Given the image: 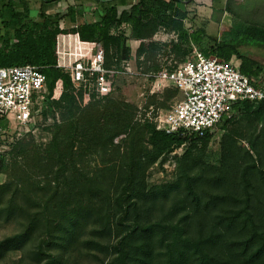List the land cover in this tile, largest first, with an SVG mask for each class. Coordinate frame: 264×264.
<instances>
[{"label": "rangeland", "instance_id": "1", "mask_svg": "<svg viewBox=\"0 0 264 264\" xmlns=\"http://www.w3.org/2000/svg\"><path fill=\"white\" fill-rule=\"evenodd\" d=\"M252 19L264 21V16ZM74 23L81 25L79 29L82 31L64 25V33L54 38L53 50L60 53L75 51V46L82 41L79 45L86 52L93 42L111 32L101 24L95 12L91 15L84 12ZM91 24L95 26L90 27ZM113 31L126 33L122 28ZM174 38L173 33L155 36L152 39L153 48H147L148 54L154 55L163 66L173 65L174 61L180 60L170 55V41ZM129 46L133 50L131 43ZM249 51L264 66V49L251 48ZM140 60L133 59L130 62L131 73L122 74L116 79L111 98L132 105V123L131 128L115 136L107 149H98L95 153L87 149L83 154L74 155L73 160L65 157L63 161L58 160L57 154L45 153V146L50 141L49 130L45 127L62 119V111L57 108L48 111L46 121L31 135H14L8 137L6 142H0V154H4V165L0 171V240L22 232L32 218H39L42 222L41 228L22 248L9 250L0 259V264H46L47 257L51 255L58 257L59 264H110L116 261L121 249L120 240L133 227V216L124 218L119 207L129 191L127 179L133 168L139 174L143 171L141 173L146 183L148 198L143 203L146 208L143 219L166 226L157 228L154 235L153 264H166L169 236L162 235L171 232L172 236L195 237L221 230L214 226L216 216L243 205L242 170L246 169L251 183V200L264 204V118L258 122L256 118L236 117L225 129L218 126L214 135L207 142H199L187 157L183 154L189 144H184L160 156L152 164H148L145 158L142 166L130 168L132 151L150 149L143 124L151 122L155 126L153 118L182 98V93L170 83L153 86L151 80L141 73L143 66ZM255 80L264 87V73ZM60 88V83L55 81L52 89L54 98L59 96ZM77 101L88 113L103 105L80 95ZM248 138L253 140L255 149L249 150ZM229 146L236 149L234 157L231 153L227 155ZM244 150H249L250 156H246ZM86 176L92 179L95 185L91 187L93 190L87 178H84ZM66 178L68 184L65 183ZM80 179L83 185L76 190L74 187ZM187 183L197 194V208L187 193ZM213 195H229L230 198L216 206H206ZM92 204L97 206L92 207ZM75 205L91 209L84 217L83 228L71 238V244L61 246L62 241L57 238L59 232H48L45 224L51 222L56 208L66 206L72 209ZM6 210L11 213H6ZM108 216L117 224L113 231L105 234L92 232ZM224 235H228V239L236 237L234 233ZM87 242L90 243L83 244ZM217 250L219 252V247Z\"/></svg>", "mask_w": 264, "mask_h": 264}, {"label": "trees", "instance_id": "2", "mask_svg": "<svg viewBox=\"0 0 264 264\" xmlns=\"http://www.w3.org/2000/svg\"><path fill=\"white\" fill-rule=\"evenodd\" d=\"M50 1L55 0H40V3ZM192 1L136 0L119 11L111 0H103L97 12L100 21L105 23L108 29H118L123 24H127L130 28L129 35L123 32L107 33L101 39L105 67L120 69L125 61L141 59L142 74L157 73L163 64L157 61L154 55H149L147 48L150 46L151 49L153 48L152 37L158 31H163L175 35V39L170 41V55L184 59L193 42L206 55H214L222 59L234 58L239 62V70L247 75L252 83L257 84L255 79L262 72L263 65L242 51V48L264 49V21L252 18L242 19L240 17L242 14L237 12L235 15L239 21L232 38L216 41L206 33L203 27L190 31V27L186 26L185 21L188 19L186 5ZM226 9L231 11L230 5L227 4ZM83 14L84 9L81 5L69 6L65 11L54 14L39 10L35 17L31 15L28 8L16 10L11 0H5L0 7V28L4 30V32L0 30V66L23 65L31 62L49 66L43 71L48 77L51 95L44 100L41 119L36 129L46 121L49 110L57 108L62 111V119L59 122H53L45 127L47 131L49 130L50 141L44 151L49 155L57 154L59 161H63L65 157L73 160L74 155L83 154L87 149L90 153H95L98 149H107L115 136L131 128L132 123V105L113 100L109 96L89 100L95 104L103 103L93 113H88L85 108H81L77 101L80 94H76L69 75L54 66L57 55L53 51L51 38L60 32L61 22L64 20L76 22ZM130 38L140 40L135 50H132L127 42ZM204 39L208 42L205 45L202 44ZM146 41H149L148 44ZM149 80H151L150 77ZM55 81L60 83L62 89L60 88L57 98H52ZM56 93H58L57 90ZM230 112L231 116L222 119L218 125L222 129H225L227 124L236 117L256 118L260 122L264 118V100H239L231 104ZM143 129L148 134L150 149L132 151L130 168L142 166L145 158L148 159V164H152L160 156L184 144H189L183 154L187 157L199 142H207L215 133V131H209L202 136L167 133L157 130L151 122H145ZM31 134L32 132H29L24 135ZM232 143H235L233 139ZM247 143L249 150L255 149L252 139L248 138ZM229 148L227 155L231 153L234 157L236 149L231 146ZM249 150H244L246 156H250ZM223 151L226 156V151ZM236 158L239 163L238 156ZM3 165L4 154H0V171ZM252 166L256 165L252 164ZM141 172L143 171L139 174L133 168L129 173L127 179L129 191L124 197V203L120 200L119 207L124 218L128 215L133 216L131 219L133 227L120 240L121 249L117 260L110 264H153L154 235L157 228H166L158 222L151 223L147 218H145L147 220L143 219V213L146 210L143 203L148 198V194L145 178ZM240 176L243 183V205L216 216L214 226L221 230L209 231L195 237L172 236L171 232L162 235L169 236L166 264H264V204L251 200V183L246 169L241 171ZM87 181L90 183V189L93 190L95 185L92 179L87 178ZM65 183H69L68 178L65 179ZM82 185L83 180L80 179L74 188L79 190ZM186 190L194 207L197 208L198 197L190 183L186 184ZM228 198H230L229 195H213L206 206H216L220 202L227 201ZM91 206L96 207L97 204ZM90 209V207L76 205L72 209L66 206L56 208V213L52 214L51 222L45 224V229L48 232H59L57 238L61 239V246L70 245L74 233L80 232L83 228L82 223L86 221L84 217H87ZM6 213L11 211L6 210ZM41 223L39 218H32L22 232L0 240V259L9 250L22 248L35 231L41 228ZM114 223L113 218L108 216L107 220L101 222V226L94 227L92 232L110 233L114 225H117ZM224 233H234L236 237L228 239V235ZM59 262L58 257L51 255L47 257L46 264H59Z\"/></svg>", "mask_w": 264, "mask_h": 264}, {"label": "built area", "instance_id": "3", "mask_svg": "<svg viewBox=\"0 0 264 264\" xmlns=\"http://www.w3.org/2000/svg\"><path fill=\"white\" fill-rule=\"evenodd\" d=\"M59 28L54 38L66 29L61 23ZM79 44L75 51L53 50L57 55L54 66L69 75L76 94L84 99L112 97L117 77L131 73L130 62H123L120 69L106 68L101 39L93 42L86 52ZM47 67L33 62L0 66V142L36 129L44 100L51 95L43 71ZM143 75L151 78L153 86L170 83L182 93L181 99L152 120L157 130L167 133L202 136L214 132L222 119L231 116L230 106L234 102L264 100V87L252 83L239 70L237 60L206 55L194 44L184 59L163 66L155 74Z\"/></svg>", "mask_w": 264, "mask_h": 264}, {"label": "crops", "instance_id": "4", "mask_svg": "<svg viewBox=\"0 0 264 264\" xmlns=\"http://www.w3.org/2000/svg\"><path fill=\"white\" fill-rule=\"evenodd\" d=\"M102 1L103 0H55L40 3V0H11V3L14 5L16 10L21 11L24 10V8H28L30 12L35 13V15H33V17H35L39 10H42L47 14H54L56 12L65 11L69 6L76 7L79 5L83 7L84 12L87 15H91L94 12H98ZM135 1L136 0H111V2L117 6L119 11L127 8ZM2 2H5V0L0 1V7ZM24 4H26V6ZM227 4L228 6L230 5L231 11L226 9ZM186 9L188 11V19L185 22L186 26L190 27V31H193L195 28L203 27L209 36L214 38L216 41H219L232 38L233 32L237 27L236 24L239 21L235 13L240 12L242 14V16H240L242 19L254 17L259 18L261 15L264 16V0H193L186 5ZM61 24L63 26H74L75 28L81 27V25L70 22L69 20H64ZM101 24L105 26V23L101 22ZM93 25L94 24H91L90 27H93ZM120 28L125 30L126 35H129L130 28L127 24L121 25L116 30H119ZM110 30V33H115L113 31L115 29ZM159 34L161 37L165 33L163 31H158L152 39H154L155 36H159ZM53 41L54 37L51 38L52 44ZM127 42L128 44L131 43L133 50H135L138 47L140 40L130 38ZM207 43L206 39L202 41V44L204 45ZM192 44L194 43L192 42ZM249 49L251 48H242V51L263 65L258 57H255L250 53ZM262 73H264V66L259 76L262 75Z\"/></svg>", "mask_w": 264, "mask_h": 264}]
</instances>
